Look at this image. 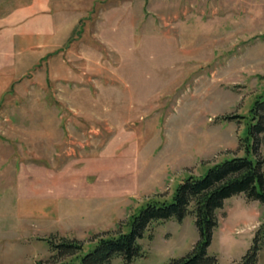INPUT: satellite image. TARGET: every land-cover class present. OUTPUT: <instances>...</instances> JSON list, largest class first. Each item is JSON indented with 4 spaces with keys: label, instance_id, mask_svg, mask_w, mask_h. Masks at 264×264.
<instances>
[{
    "label": "rangeland",
    "instance_id": "1",
    "mask_svg": "<svg viewBox=\"0 0 264 264\" xmlns=\"http://www.w3.org/2000/svg\"><path fill=\"white\" fill-rule=\"evenodd\" d=\"M81 4L70 45L103 53L72 62L83 80L27 95L0 76V264H61L44 238L129 231L149 200L171 201L189 174L244 155L246 120L229 116H249L264 94V0ZM217 215L209 253L243 264L264 205L240 193ZM199 238L194 215L153 221L143 255L112 264H168Z\"/></svg>",
    "mask_w": 264,
    "mask_h": 264
},
{
    "label": "trees",
    "instance_id": "2",
    "mask_svg": "<svg viewBox=\"0 0 264 264\" xmlns=\"http://www.w3.org/2000/svg\"><path fill=\"white\" fill-rule=\"evenodd\" d=\"M229 117L246 120V130L240 136L244 155L226 157L208 166L200 175L189 174L177 185L171 201L149 200L138 213L130 216L127 232L98 234L88 244L65 236L56 240L44 238L56 256L66 257L61 264H112L115 257L131 262L143 255L139 240L151 222L171 218L183 221L187 215L195 216L200 238L189 253L168 264H218L217 256L210 254L208 249L219 224L217 211L223 208L226 199L244 193L248 200H258L264 205V157L260 150L264 142V94L256 97L249 116ZM263 247L264 223L243 256V264H258Z\"/></svg>",
    "mask_w": 264,
    "mask_h": 264
},
{
    "label": "crops",
    "instance_id": "3",
    "mask_svg": "<svg viewBox=\"0 0 264 264\" xmlns=\"http://www.w3.org/2000/svg\"><path fill=\"white\" fill-rule=\"evenodd\" d=\"M16 1L0 0V76L11 73L7 75L10 85L27 95L47 88L48 82L57 88H66L61 82H67L70 88L72 82L83 80L72 62L103 56L89 44L83 43L78 51L70 45L86 15L83 0ZM100 40L107 42V38ZM117 73L118 69L113 79L120 85Z\"/></svg>",
    "mask_w": 264,
    "mask_h": 264
}]
</instances>
